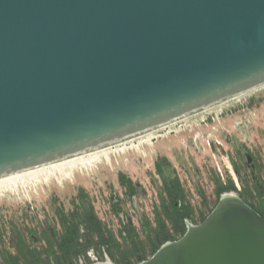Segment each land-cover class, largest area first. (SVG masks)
Returning <instances> with one entry per match:
<instances>
[{
	"label": "water",
	"instance_id": "obj_1",
	"mask_svg": "<svg viewBox=\"0 0 264 264\" xmlns=\"http://www.w3.org/2000/svg\"><path fill=\"white\" fill-rule=\"evenodd\" d=\"M262 84L264 0H0V173ZM218 205L138 264H264V219Z\"/></svg>",
	"mask_w": 264,
	"mask_h": 264
},
{
	"label": "rangeland",
	"instance_id": "obj_2",
	"mask_svg": "<svg viewBox=\"0 0 264 264\" xmlns=\"http://www.w3.org/2000/svg\"><path fill=\"white\" fill-rule=\"evenodd\" d=\"M127 148L122 153L109 155L108 162L101 160L92 172L77 173L72 182L64 180L59 185L53 179L38 190L29 189L28 196L22 200L9 196L1 199L0 248L12 249L14 235L27 236L28 230L36 238L42 237L45 219L56 222L54 214L58 210L68 213L75 207L82 209L87 201L118 240L121 228L114 216L116 210H120V218L124 222L129 220L143 238L139 221H147L153 227L155 208L159 206L162 179L154 165L161 159H166L177 174L185 200L194 208L195 218L200 211L215 208L219 200L216 201V188L227 177L238 190L239 179L242 181L247 189L245 194L249 195L248 203L243 201L244 204L261 205L264 200L255 189L259 183L264 188V88L186 123L179 121L171 130L158 132L148 143L135 141ZM162 175L167 176L164 169ZM122 176L132 183L131 199L120 185ZM88 245L92 250L82 249L75 264L121 263V256L111 247L109 255L93 240ZM33 246L42 255L46 254L44 244L37 242Z\"/></svg>",
	"mask_w": 264,
	"mask_h": 264
},
{
	"label": "trees",
	"instance_id": "obj_3",
	"mask_svg": "<svg viewBox=\"0 0 264 264\" xmlns=\"http://www.w3.org/2000/svg\"><path fill=\"white\" fill-rule=\"evenodd\" d=\"M161 163H163L164 167L170 168L168 161L161 159L155 163L158 174H161ZM236 176L239 177V174L236 173ZM120 182L123 187L128 189V195L132 198L134 191L131 181L122 176L120 177ZM239 182L241 184L239 190L237 189L239 187L235 186L234 181L230 177H227L223 184L219 183L215 191L216 201L223 193L235 192L242 201L248 203L247 197L249 195L245 194L247 189L244 188L240 179ZM255 191L264 200V188L261 183L256 184ZM81 194L83 193L81 192ZM249 206L264 219V201L259 206H253L251 204ZM211 210L212 208L210 207L209 209L200 211L198 217L195 218L194 208L185 200L184 190L180 181L174 171H172L170 175H162V186L159 189V206L155 208L153 227L147 221H139L143 238L139 236L136 229L130 223H124L120 220L121 229L118 240L103 226L102 222L95 215L92 206L83 209V211L75 209L70 218H65L61 221L64 228L62 235L58 238L59 252L57 256L54 260H50L49 254L46 256L45 262L46 264H75V260L80 255V252L76 251L79 244L77 243L76 237L77 224L73 218L75 216L83 215L86 217L84 224L88 226L90 232L96 234L99 245L103 246L109 255V249L111 247L113 251L121 256L122 261L119 264H138L151 257L163 244L180 239L186 231L185 221L194 225L200 224L205 220ZM119 212V210H116L114 213L116 216H119ZM69 245L72 246V253L67 252L63 248ZM34 259H36V262L37 260L39 261L37 256L28 253L25 256V264H31Z\"/></svg>",
	"mask_w": 264,
	"mask_h": 264
},
{
	"label": "bare ground",
	"instance_id": "obj_4",
	"mask_svg": "<svg viewBox=\"0 0 264 264\" xmlns=\"http://www.w3.org/2000/svg\"><path fill=\"white\" fill-rule=\"evenodd\" d=\"M262 88H264V84L203 104L142 130L109 138L83 149L59 154L32 165L2 172L0 173V201L7 196L14 198V200H22L28 196L29 189L38 190L42 184L47 185L53 179H57L55 182L59 185L64 180L72 182L77 173L87 174L89 171L92 172L96 164H99L101 160L108 162L109 155L128 150L127 146L132 145L135 141H138V144L148 143L158 132L165 129L171 130L179 121L186 123L209 110H217ZM36 195H38L37 192ZM239 199V196L234 194V192L223 193L217 203V205L219 204L217 209L239 204Z\"/></svg>",
	"mask_w": 264,
	"mask_h": 264
},
{
	"label": "flooded vegetation",
	"instance_id": "obj_5",
	"mask_svg": "<svg viewBox=\"0 0 264 264\" xmlns=\"http://www.w3.org/2000/svg\"><path fill=\"white\" fill-rule=\"evenodd\" d=\"M244 150H246L245 147H244ZM232 166H233L234 173L239 174L237 168L235 167V165L233 163H232ZM154 168H155V165H154ZM160 169H161V174L157 173L156 168H155V172L157 173V175L159 177H161V179H162L163 169L167 172V175H170V173L172 171H174L171 168V166H170V168L162 166ZM174 173H175V171H174ZM175 175L177 176L176 173H175ZM177 178H178V176H177ZM178 180H179V178H178ZM119 182H120V179H119ZM180 184H181V182H180ZM120 185H121V182H120ZM161 186H162V180H161ZM123 188L125 190V194L128 195V189L126 187H123ZM83 197L87 198V196L85 194ZM129 198L131 199V197H129ZM89 206H92V205L89 201H87L86 206L82 209H81V207L80 208H77V207L74 208L73 207L74 209H72L68 213H65L63 210H58L54 214L56 222L50 221L49 219H45V222H44L43 228H42V237L36 238V235L31 230L27 231V236H22L20 234L14 235L15 236L13 239L14 241H13V243H11L12 249L0 248V264H25V256L28 253H31L34 256H37L39 259V261L37 260V262H36V259H34L33 260L34 263L31 262V264H46V262H45L46 256L49 254H50L49 259L54 260V258L57 256V253L59 252L58 243H57L58 238L62 235L63 228H64L63 225L61 224L62 219L70 218L71 214L73 213V211L75 209H77L78 211H80V210L83 211V209H87V208H89ZM92 208H93V206H92ZM93 211H94V208H93ZM114 216H116V215H114ZM116 217L118 218L119 225H120V220H122L124 222V220L122 218H120V215L116 216ZM73 218L75 219V223L77 224L76 237H77V243L79 244L76 251H79L81 253L82 249H85L84 251H86V252H88L89 250H92L91 247L88 245L89 242H91L92 240L95 242V245L100 246L101 249H105L103 246L99 245V241L96 238V234L90 232V230L88 229V226L86 224H84V222L86 221L85 216H83V215L82 216H75ZM127 222L130 223L129 220H126L124 223H127ZM187 222L188 221H185V227H186ZM57 228L59 231H57ZM37 242L44 244L45 251H47L45 255H42L41 253H39L34 248L33 245ZM63 248L67 252L72 253V246L71 245H69L68 247L65 246ZM50 264H52V263H50Z\"/></svg>",
	"mask_w": 264,
	"mask_h": 264
}]
</instances>
